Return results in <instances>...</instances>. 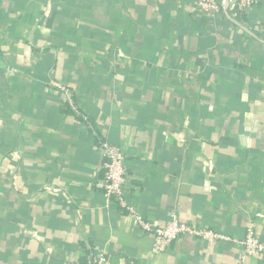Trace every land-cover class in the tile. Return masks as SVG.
<instances>
[{"label":"crops","instance_id":"1","mask_svg":"<svg viewBox=\"0 0 264 264\" xmlns=\"http://www.w3.org/2000/svg\"><path fill=\"white\" fill-rule=\"evenodd\" d=\"M237 15L198 0H0V264H264L191 236L156 253L98 187L105 140L146 219L238 238L253 226L264 241V1Z\"/></svg>","mask_w":264,"mask_h":264},{"label":"built area","instance_id":"2","mask_svg":"<svg viewBox=\"0 0 264 264\" xmlns=\"http://www.w3.org/2000/svg\"><path fill=\"white\" fill-rule=\"evenodd\" d=\"M263 1L198 0V8L203 13L213 15L219 11H231L236 6L239 13H244ZM53 87L64 94L65 100L71 106L72 111L80 114L73 99L72 91L58 83H53ZM82 119L88 121L87 116H83ZM98 149L103 158L105 169L104 178L98 183V187L103 192L104 198L107 202H113L124 209L132 217L135 227L154 239V251L156 253L166 252L180 238L191 236L235 245L241 250V261H244L246 257H261L264 255V241L258 237L256 228L253 226L247 231L244 238H238L206 228H197L179 220L177 217H173L164 226H158L146 219L135 206L130 205L127 201V194L130 192L132 184L126 168V155L123 148L101 140ZM107 261L106 256L103 254H93L87 264H107Z\"/></svg>","mask_w":264,"mask_h":264},{"label":"trees","instance_id":"3","mask_svg":"<svg viewBox=\"0 0 264 264\" xmlns=\"http://www.w3.org/2000/svg\"><path fill=\"white\" fill-rule=\"evenodd\" d=\"M233 11H235L236 12V9H237V7L236 6H234L233 8ZM232 11V10H231ZM242 14V13H241ZM240 15V13L238 12V15L237 16H239ZM63 111L64 112H66V113H69V114H73V111H72V108L70 107V105L68 104V103H64L63 104ZM89 120V119H88Z\"/></svg>","mask_w":264,"mask_h":264}]
</instances>
